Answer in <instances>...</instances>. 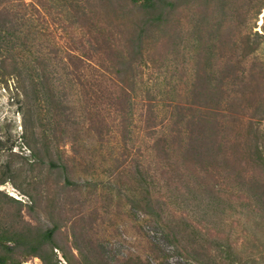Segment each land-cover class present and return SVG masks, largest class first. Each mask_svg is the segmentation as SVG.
Instances as JSON below:
<instances>
[{"label": "rangeland", "instance_id": "rangeland-1", "mask_svg": "<svg viewBox=\"0 0 264 264\" xmlns=\"http://www.w3.org/2000/svg\"><path fill=\"white\" fill-rule=\"evenodd\" d=\"M156 1L0 0L5 264H264V0Z\"/></svg>", "mask_w": 264, "mask_h": 264}, {"label": "trees", "instance_id": "trees-1", "mask_svg": "<svg viewBox=\"0 0 264 264\" xmlns=\"http://www.w3.org/2000/svg\"><path fill=\"white\" fill-rule=\"evenodd\" d=\"M133 3H140L142 9H146L147 11L155 9V6L157 5L156 0H130ZM17 84L19 88L21 89L22 93L26 96V91L22 89V83L21 80L17 78ZM49 235L52 234V230L48 232ZM6 260L0 256V264H5Z\"/></svg>", "mask_w": 264, "mask_h": 264}, {"label": "bare ground", "instance_id": "bare-ground-1", "mask_svg": "<svg viewBox=\"0 0 264 264\" xmlns=\"http://www.w3.org/2000/svg\"><path fill=\"white\" fill-rule=\"evenodd\" d=\"M264 11V10H263ZM263 15H264V12H263Z\"/></svg>", "mask_w": 264, "mask_h": 264}]
</instances>
